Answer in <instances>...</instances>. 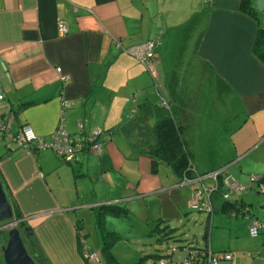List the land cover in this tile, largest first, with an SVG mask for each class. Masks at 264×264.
I'll list each match as a JSON object with an SVG mask.
<instances>
[{"label": "crops", "instance_id": "0c3cea01", "mask_svg": "<svg viewBox=\"0 0 264 264\" xmlns=\"http://www.w3.org/2000/svg\"><path fill=\"white\" fill-rule=\"evenodd\" d=\"M240 2L0 0V115L12 114V131L28 125L48 140L60 127L78 136L81 123L85 133L102 132L100 152H84L74 163L50 150L27 153L0 142V179L33 233L44 259L38 264H89L83 255L92 246L80 221L103 205L125 209L128 221L130 215L139 225H154L165 243L172 230L160 224L187 218L202 186L153 164L154 139H146L143 127L156 125L155 105L171 111L184 132L197 173L223 169L249 184L237 202L255 216L248 194H257V185L248 176L264 180V64L253 45L264 16L255 0L256 20L241 12ZM152 40L155 76L125 52ZM212 200L209 232L198 245L230 253L229 264H264V247L241 256L216 245L211 228L216 214L226 212L218 197ZM113 263L112 257L100 264Z\"/></svg>", "mask_w": 264, "mask_h": 264}, {"label": "rangeland", "instance_id": "374dc122", "mask_svg": "<svg viewBox=\"0 0 264 264\" xmlns=\"http://www.w3.org/2000/svg\"><path fill=\"white\" fill-rule=\"evenodd\" d=\"M170 112L171 111H168V113ZM129 121H131L130 123H132L131 119ZM194 121L195 122H193V124L196 123V117H194ZM195 126L196 124L192 126V129H194ZM144 128L147 133L152 130V128H149L147 126ZM145 137L146 139H152L153 135L147 134ZM251 157L259 158V156L254 155H252ZM197 160L203 162L208 159L201 158ZM248 163L247 166L249 169L251 167V164ZM218 170L221 169H216L215 171ZM211 172L214 171H208L206 173L200 174L197 172L196 173L198 175H203ZM226 174L232 179H235L232 175H229L228 173ZM252 176L254 175L252 173H249L248 182H250ZM210 182L211 181L208 180L205 181V185H211ZM247 186L243 187L248 188ZM249 191L250 190H247L245 194H247ZM248 195L254 197V204L252 203L253 205L251 208L253 210V214L255 215L254 217L256 218L257 216V220L261 223H264V194H256L254 192H251ZM129 217L131 218L130 221L126 220L127 218L123 217H104L103 225L106 231L114 232L118 235L116 241L109 246L110 254L114 259L113 264H153V261H155L154 264H158V260L161 257L156 258L155 256L156 254H158L157 251L159 250L163 252L161 255L165 257L171 255V257H169L170 259L172 258L175 261H181L185 258L186 254L183 250H180V247L193 244L192 246L202 249L203 247L198 245V243L204 241L203 233H205V231L209 232V224H206L207 214L204 212H198L194 208L191 209L190 213L187 215V218L181 223H170V225L163 223L160 224L161 229L170 228L172 230L168 231V233L171 235V238L168 239L166 243L159 241V239L162 238V233L161 236H158L157 233H153L155 231L152 232V230L156 228L154 227V225L148 227L145 224L144 220H142V223L140 222L139 225L135 223V218L131 217L130 215ZM215 218L214 228L211 229H213V232H215L214 239L217 246H223L225 247V249L228 248V250L233 251L236 255L241 256L248 253H260V250L264 247V237L262 234L257 237H252L249 235V227L252 223V220L250 218L241 215H239L237 218H231L227 213H220L219 215L216 214ZM94 219L95 215L93 213H91L90 218H88L86 215L84 217V220L80 221V232L84 237L86 245H90V247L92 246V251L96 253L103 262V258L101 256L102 254L99 250L100 242L93 227ZM228 221H231L234 226L230 225L229 227ZM3 234L5 235V232ZM22 238L28 249H30L31 247L26 238L24 236H22ZM0 264H4L1 251Z\"/></svg>", "mask_w": 264, "mask_h": 264}, {"label": "built area", "instance_id": "2783aa9c", "mask_svg": "<svg viewBox=\"0 0 264 264\" xmlns=\"http://www.w3.org/2000/svg\"><path fill=\"white\" fill-rule=\"evenodd\" d=\"M207 4H211L214 0H204ZM59 31L65 33V28L60 24ZM155 40L130 47L125 50L126 53L134 57L145 69L155 76L154 60L155 49L157 46ZM117 49H122L121 44L115 42ZM68 80L69 78H64ZM4 100V95L0 92V103ZM13 116L12 114L0 115V142L7 141L13 146L23 148L27 153H32L41 150H50L56 154L58 158L67 163H74L80 160L82 153H99L101 144L99 139L102 135L101 131H91L89 133L83 132V124H78L79 135H69L62 127L54 131L48 140L39 138L33 131L32 127L22 125L16 132L12 131ZM211 181V185H204L205 181ZM258 180L257 177L252 176L250 184ZM191 181L200 184L202 189L196 191L192 208L198 212H204L208 215L213 213L212 194L217 193L221 201H231L236 195L245 192L246 188L239 185L235 179H232L222 170L214 171L202 176H197ZM258 192L264 194V183L258 184ZM248 217V216H246ZM249 218V217H248ZM252 223L249 227V235L257 237L264 234V223L257 219L250 218ZM185 258L181 261H175L170 256L159 259L158 264H220L224 262L229 264L232 257L230 253H212L208 248H188L183 249ZM84 260L89 264H100L101 259L96 253L86 252L83 256Z\"/></svg>", "mask_w": 264, "mask_h": 264}, {"label": "trees", "instance_id": "16d2710c", "mask_svg": "<svg viewBox=\"0 0 264 264\" xmlns=\"http://www.w3.org/2000/svg\"><path fill=\"white\" fill-rule=\"evenodd\" d=\"M240 10L244 14L256 20L258 13L256 12L253 6V0H241ZM253 54L257 57L258 60H260L264 64V27H259L257 29L253 45ZM151 108L152 114L158 119L156 125L152 128L150 132H148L149 134L153 135L154 139V143L150 145L151 147L149 149L153 164L157 165L159 163H164L171 168L174 174L187 180H192L195 177L200 176L195 172L192 163V157L187 151V141L183 138L184 132L175 123L172 116L169 115L168 112L162 106L155 105ZM260 182L264 183V180L258 178L256 182L252 183L257 185V192L258 184ZM215 196L220 199L219 194H217L216 192L212 194V197ZM237 196L238 195H236L231 201L228 202L221 201L223 204V209L228 214V216L231 218H237L239 215H241L257 219L250 214L249 207L241 205L239 202H237ZM12 208L14 212V217L17 220H22V215L18 212L17 207L13 205ZM107 214L115 217H124L126 216V210L116 205L110 204L96 208L95 226L99 231L100 240L102 243V247L100 250L102 254L101 256L102 258H105V260L112 258L109 246L118 238V235L116 233L109 232L104 229L103 220L104 216H106ZM17 228L20 232L21 237L24 236L31 247L30 249H28V247L26 246L27 249L29 251H31L32 249L33 251H31V254L38 256L35 261H43L44 259L42 255H40V253L38 252L37 244L35 242L31 229L22 221L18 223ZM161 240L162 238L159 239V241ZM185 247L197 249L192 245H186L180 247V250H183Z\"/></svg>", "mask_w": 264, "mask_h": 264}, {"label": "water", "instance_id": "95a60500", "mask_svg": "<svg viewBox=\"0 0 264 264\" xmlns=\"http://www.w3.org/2000/svg\"><path fill=\"white\" fill-rule=\"evenodd\" d=\"M255 6L257 11L264 16V0H255ZM20 222L21 220L14 217L12 205L0 179V231L8 228L5 232V239L0 241L4 264H37L35 259L38 256L29 252L16 227ZM220 264L226 263L221 262Z\"/></svg>", "mask_w": 264, "mask_h": 264}, {"label": "flooded vegetation", "instance_id": "af4514ba", "mask_svg": "<svg viewBox=\"0 0 264 264\" xmlns=\"http://www.w3.org/2000/svg\"><path fill=\"white\" fill-rule=\"evenodd\" d=\"M17 227V226H16ZM8 230V228H6V229H2L1 231H0V235H2L1 236V240L2 239H5V235L3 234L4 232H6ZM4 242V241H3Z\"/></svg>", "mask_w": 264, "mask_h": 264}]
</instances>
